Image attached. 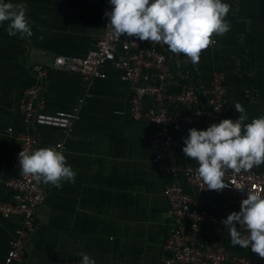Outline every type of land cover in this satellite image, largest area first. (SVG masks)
<instances>
[{
	"label": "crops",
	"instance_id": "1",
	"mask_svg": "<svg viewBox=\"0 0 264 264\" xmlns=\"http://www.w3.org/2000/svg\"><path fill=\"white\" fill-rule=\"evenodd\" d=\"M24 5L31 37L9 36L0 24V201L7 200L4 182L22 127L17 106L33 84L31 66H49L56 55H84L103 30L102 0H5ZM230 5V30L217 36L191 65L198 88H209L212 71L225 74L226 116L247 120L264 115V0H223ZM105 79L91 83L79 75L48 69L42 95L44 111H67L84 98L79 120L63 136L53 127L37 128V148L64 142L63 154L76 173L60 188L47 184L46 199L25 244V264H50L87 254L95 264H160L169 228L164 183L152 164L149 128L128 113L129 89L111 65ZM143 104L152 105L149 99ZM117 112H121L120 114ZM8 128H12L9 133ZM185 159L191 164L196 161ZM258 168H264V164ZM19 219L0 217V264Z\"/></svg>",
	"mask_w": 264,
	"mask_h": 264
},
{
	"label": "built area",
	"instance_id": "2",
	"mask_svg": "<svg viewBox=\"0 0 264 264\" xmlns=\"http://www.w3.org/2000/svg\"><path fill=\"white\" fill-rule=\"evenodd\" d=\"M111 8L108 0H102L103 30L94 47L84 55L60 54L53 57L49 66L41 63L31 66L33 84L24 90L17 106L23 127L16 134L17 147L9 161L11 177L4 182L9 197L0 201V217H16L19 226L8 240L2 264H25V244L46 199L47 184H38L31 176L20 173L19 152L37 149L38 127H53L61 135H68L79 120L84 102L80 98L67 111L45 112L42 89L48 69L72 72L91 83L106 78L103 70L106 65L116 69L120 80L128 85L129 116L149 128L152 164L164 183L162 194L170 217L160 264H264V259L252 253L250 247L234 246L222 224L231 212L239 211L246 189L264 195V168L253 167L239 174L226 171L223 181L229 186L217 192L204 188L196 179L198 164H191L182 152L183 138L190 128L205 130L228 119L224 72L212 71L209 88L201 91L191 65L182 54L175 55L166 45L150 44L135 37L122 35L116 39L106 26L108 20L104 15ZM211 38L215 43L208 48L217 44V36L213 34ZM145 99L152 105L146 107ZM7 131L11 133L12 128ZM56 148L62 151L64 142L57 143ZM236 185L245 188L238 190L233 187ZM237 230L246 235L239 225ZM50 264H81V261L69 259Z\"/></svg>",
	"mask_w": 264,
	"mask_h": 264
},
{
	"label": "clouds",
	"instance_id": "3",
	"mask_svg": "<svg viewBox=\"0 0 264 264\" xmlns=\"http://www.w3.org/2000/svg\"><path fill=\"white\" fill-rule=\"evenodd\" d=\"M112 6L106 11L107 27L120 39L122 35L135 37L150 44L166 45L175 55L183 54L192 64H198L202 51L215 43L211 37L223 36L230 30L227 20L230 5L223 0H108ZM8 22L9 36L19 34L31 37L29 20L24 5L0 0V24ZM240 115L237 119H222L205 130L190 128L183 138L182 152L196 161V179L208 190L222 191L225 172L239 174L264 164V115L245 123L244 106L234 105ZM219 111V110H216ZM19 170L31 176L36 183L51 184L56 188L62 182H74L76 173L62 151L42 147L32 151L23 149L18 154ZM243 190L245 186H233ZM228 229L231 243L251 248L252 253L264 259V195L246 189L239 211L231 212L222 220ZM242 227L246 235L237 230ZM81 264H95L87 254Z\"/></svg>",
	"mask_w": 264,
	"mask_h": 264
}]
</instances>
